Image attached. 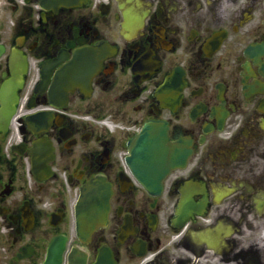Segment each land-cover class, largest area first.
Returning <instances> with one entry per match:
<instances>
[{
  "label": "flooded vegetation",
  "instance_id": "1",
  "mask_svg": "<svg viewBox=\"0 0 264 264\" xmlns=\"http://www.w3.org/2000/svg\"><path fill=\"white\" fill-rule=\"evenodd\" d=\"M41 2L0 0V264L62 238L60 264H264V0ZM147 121L191 149L152 191L127 159Z\"/></svg>",
  "mask_w": 264,
  "mask_h": 264
},
{
  "label": "water",
  "instance_id": "2",
  "mask_svg": "<svg viewBox=\"0 0 264 264\" xmlns=\"http://www.w3.org/2000/svg\"><path fill=\"white\" fill-rule=\"evenodd\" d=\"M155 128L157 131L155 137H150L148 134L152 132ZM162 126H146L144 127V132H142L135 141V145L142 151L137 152L138 155H142L144 161L145 169L148 170V174L151 176L152 180L149 182H154L155 185L159 183L161 178H163L164 173L167 171V167L174 166L179 163V159H174L168 164H161L158 159L164 158V152L162 151V146L166 147L168 143L167 132L161 128ZM167 148V147H166ZM141 179L145 182L148 181L147 176H141Z\"/></svg>",
  "mask_w": 264,
  "mask_h": 264
}]
</instances>
